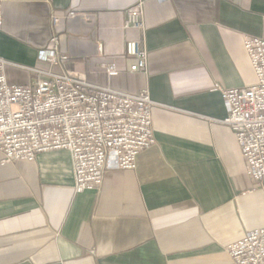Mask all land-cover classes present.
<instances>
[{
    "label": "crops",
    "instance_id": "0c3cea01",
    "mask_svg": "<svg viewBox=\"0 0 264 264\" xmlns=\"http://www.w3.org/2000/svg\"><path fill=\"white\" fill-rule=\"evenodd\" d=\"M5 77L59 73L41 52L58 36L65 70L94 85L147 88L155 144L100 192L76 194L70 155L0 162V264H233L226 248L264 227V186L244 171L223 89L255 84L246 36L264 39V0H0ZM143 1L147 75L130 73L126 11ZM73 11L55 25L54 14ZM114 60L117 77L99 65ZM30 69L39 70L40 73ZM1 160V154H0Z\"/></svg>",
    "mask_w": 264,
    "mask_h": 264
},
{
    "label": "built area",
    "instance_id": "2783aa9c",
    "mask_svg": "<svg viewBox=\"0 0 264 264\" xmlns=\"http://www.w3.org/2000/svg\"><path fill=\"white\" fill-rule=\"evenodd\" d=\"M73 15L54 14L52 22L58 25ZM125 15V29L137 35H129L125 43L126 56L135 60L129 72L147 75L143 1ZM2 21L0 1V29ZM243 40L255 84L242 89L216 85L227 113L221 123L237 142L246 175L264 186V39ZM49 43L52 48L41 52L42 59L61 72H42L45 77L24 85L8 83L5 70L10 63L0 58V162H33L41 153L65 150L72 162L75 193L100 192L104 171L133 169L136 157L155 144L151 110L156 104L147 88L125 93L65 70L68 60L58 53V36L52 35ZM99 67L109 80L119 75L114 60ZM226 252L233 264H264V227L229 244Z\"/></svg>",
    "mask_w": 264,
    "mask_h": 264
}]
</instances>
